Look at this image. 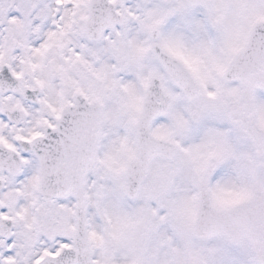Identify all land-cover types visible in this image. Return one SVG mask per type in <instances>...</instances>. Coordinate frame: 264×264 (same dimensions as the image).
Segmentation results:
<instances>
[{
  "label": "snow or ice",
  "instance_id": "snow-or-ice-1",
  "mask_svg": "<svg viewBox=\"0 0 264 264\" xmlns=\"http://www.w3.org/2000/svg\"><path fill=\"white\" fill-rule=\"evenodd\" d=\"M0 264H264V0H0Z\"/></svg>",
  "mask_w": 264,
  "mask_h": 264
}]
</instances>
